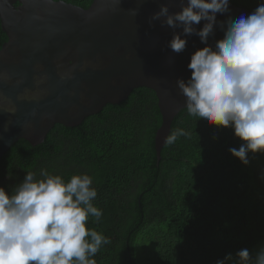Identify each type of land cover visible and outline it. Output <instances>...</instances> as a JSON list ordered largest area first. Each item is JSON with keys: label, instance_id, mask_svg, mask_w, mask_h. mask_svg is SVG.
Here are the masks:
<instances>
[{"label": "trees", "instance_id": "16d2710c", "mask_svg": "<svg viewBox=\"0 0 264 264\" xmlns=\"http://www.w3.org/2000/svg\"><path fill=\"white\" fill-rule=\"evenodd\" d=\"M63 1L83 8L91 2ZM229 2L254 11L264 0ZM6 39L0 26V47ZM160 123L154 91L135 87L77 125L54 123L38 144L17 139L0 156V187L11 194L29 171L42 179V169L66 182L90 175L93 204L103 214L86 227L111 241L96 264H216L264 240V153H249L243 165L229 152L242 143L232 128L195 121L184 107L167 134L183 128L189 135L163 143L157 161Z\"/></svg>", "mask_w": 264, "mask_h": 264}, {"label": "water", "instance_id": "95a60500", "mask_svg": "<svg viewBox=\"0 0 264 264\" xmlns=\"http://www.w3.org/2000/svg\"><path fill=\"white\" fill-rule=\"evenodd\" d=\"M162 4L170 14L181 10V0H91L85 8L63 0H0L7 36L0 47V156L19 138L38 144L54 123L77 125L145 86L154 91L161 116L154 135L158 161L170 120L185 107L177 80L190 79L191 55L206 46L160 20L150 26ZM253 12L229 2L207 46L215 49L229 19ZM174 33L186 39L180 53L169 47Z\"/></svg>", "mask_w": 264, "mask_h": 264}, {"label": "clouds", "instance_id": "9594fccd", "mask_svg": "<svg viewBox=\"0 0 264 264\" xmlns=\"http://www.w3.org/2000/svg\"><path fill=\"white\" fill-rule=\"evenodd\" d=\"M228 5L229 0H181V10L170 14L162 4L148 23L160 20L162 25L182 28L184 35H197L206 44L191 55L190 79H178L177 85L187 114L195 121L232 128L242 143L229 152L246 166L249 153H264V2L247 17L229 19L223 39L216 41L213 50L207 40L217 15L226 14ZM129 13L138 14L136 9ZM202 20L206 22L197 30L194 25ZM185 46L186 39L174 33L169 47L180 53ZM188 135L177 128L165 136L164 143L171 145ZM40 176L27 172L11 194L0 187V264H96L95 255L111 241L86 227L90 217L99 221L103 214L93 204L97 197L93 178L77 174L66 182L43 169ZM236 257L235 264H264V247L254 259L247 248ZM231 260L229 253L216 264Z\"/></svg>", "mask_w": 264, "mask_h": 264}, {"label": "rangeland", "instance_id": "374dc122", "mask_svg": "<svg viewBox=\"0 0 264 264\" xmlns=\"http://www.w3.org/2000/svg\"><path fill=\"white\" fill-rule=\"evenodd\" d=\"M258 181H259V183H260V186L262 187H260L259 186V184L257 183V180H256V177H255V182L258 184V186L261 188V190L264 192V178H262V177H264V173L262 172H260L259 174H258ZM262 247H264V240H262V241H259L258 243H256L251 249H250V253H251V255L253 256V259L255 258V255H256V253L262 248ZM232 254V260L231 261H227L226 262V264H235V262H236V259H237V257H236V255L235 254H233V253H231Z\"/></svg>", "mask_w": 264, "mask_h": 264}, {"label": "flooded vegetation", "instance_id": "af4514ba", "mask_svg": "<svg viewBox=\"0 0 264 264\" xmlns=\"http://www.w3.org/2000/svg\"><path fill=\"white\" fill-rule=\"evenodd\" d=\"M55 124H58V123H55ZM59 124H60V123H59ZM53 126H54V125H53ZM53 126H52V127H53ZM50 129H51V128H50ZM50 129H49V130H50ZM49 130H48V131H49ZM48 131H47V132H48ZM47 132H46V134H47Z\"/></svg>", "mask_w": 264, "mask_h": 264}]
</instances>
